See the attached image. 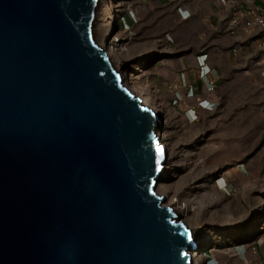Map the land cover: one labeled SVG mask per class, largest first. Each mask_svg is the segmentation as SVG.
<instances>
[{
  "label": "water",
  "instance_id": "water-1",
  "mask_svg": "<svg viewBox=\"0 0 264 264\" xmlns=\"http://www.w3.org/2000/svg\"><path fill=\"white\" fill-rule=\"evenodd\" d=\"M98 1L0 0V264H192L154 192L162 123L96 45Z\"/></svg>",
  "mask_w": 264,
  "mask_h": 264
},
{
  "label": "rangeland",
  "instance_id": "rangeland-1",
  "mask_svg": "<svg viewBox=\"0 0 264 264\" xmlns=\"http://www.w3.org/2000/svg\"><path fill=\"white\" fill-rule=\"evenodd\" d=\"M182 1L99 0V33L93 38L101 42L108 29L111 37L103 48L117 43L124 85L135 91L137 77L160 109L156 116L162 125L155 133L169 156L162 172L168 165L170 177L156 183L155 193H164L163 206L183 209L177 220L191 229L194 240L208 235L199 264H236L240 243L257 250L264 264V81L250 61L234 54L239 46L220 27L178 21L175 12ZM195 44L208 56L215 87L189 94V85L199 82L197 61L186 63ZM180 59L185 62L178 68ZM180 94L196 102L213 100L216 106L190 116L187 111L196 102L185 105Z\"/></svg>",
  "mask_w": 264,
  "mask_h": 264
},
{
  "label": "built area",
  "instance_id": "built-area-1",
  "mask_svg": "<svg viewBox=\"0 0 264 264\" xmlns=\"http://www.w3.org/2000/svg\"><path fill=\"white\" fill-rule=\"evenodd\" d=\"M223 11L229 12L230 17L225 25V31L229 34H235L239 31L244 35L248 42L250 39L255 43V52L252 53L251 62L256 66L264 81V0H217ZM184 10L179 7L177 13L180 17L189 18L188 15L182 16ZM234 54L238 53L237 49H233ZM208 56L206 53L199 54L197 61L198 81L202 82L203 88L206 90L215 87V81L209 77L211 69L208 65ZM200 89V86L189 85L188 93L193 94V90ZM216 106V102L206 98H197L195 107L188 109L187 114H195L196 110H209ZM256 249L254 245L253 250Z\"/></svg>",
  "mask_w": 264,
  "mask_h": 264
},
{
  "label": "crops",
  "instance_id": "crops-1",
  "mask_svg": "<svg viewBox=\"0 0 264 264\" xmlns=\"http://www.w3.org/2000/svg\"><path fill=\"white\" fill-rule=\"evenodd\" d=\"M181 4L182 9L184 10V12L182 13V16L184 15H188L189 18L185 19L183 17H180L179 14L177 12H175V16L178 18V21L182 22V23H194V24H200L203 25L206 28H210V27H214V26H218L220 27L224 33L226 35L229 36L230 39H234L235 43H237V45L239 46L237 51H238V55H240L241 57H243V59L247 62H251V57H252V53L255 52V43L250 39L248 42H245L247 40V38L242 35L239 31H236L235 34H228L225 31V25L228 21V18L230 17L229 12L223 11L217 0H186V1H182L179 3V5ZM243 46V47H242ZM244 48V50H243ZM242 49V52H241ZM200 53L198 52V45L195 44L194 48L190 51H188L187 55L189 56L188 59H186V63H192V65L196 64V56H198ZM182 61H178L177 62V67L179 68L180 63L184 64V59H180ZM252 64V62H251ZM254 65V64H253ZM255 66V65H254ZM256 67V66H255ZM257 69V68H256ZM181 74H177L178 77L175 78L176 81L179 82L181 76ZM202 82H198V85L200 86L201 89V85ZM171 91H176V89H169L168 92ZM178 91H185L184 89H180ZM178 95V92H176L175 94L172 93L171 95V99L174 100L175 99V95ZM181 97V102L185 105H190V104H194L196 102L195 97L191 96V97H186L182 94L179 95ZM170 99V100H171ZM199 110V109H197ZM212 110V109H211ZM201 113H207V112H211L209 110H199ZM248 244L245 243H240L238 245H236V254H237V259H236V264H261L260 263V255L257 252H252L249 248H248Z\"/></svg>",
  "mask_w": 264,
  "mask_h": 264
},
{
  "label": "bare ground",
  "instance_id": "bare-ground-1",
  "mask_svg": "<svg viewBox=\"0 0 264 264\" xmlns=\"http://www.w3.org/2000/svg\"><path fill=\"white\" fill-rule=\"evenodd\" d=\"M98 3H99V1L97 2L96 8L98 6ZM96 8L94 10V13H93V16H92V20H91V26H90L91 33H92V35H95V36H96V34L98 32V26H97L96 23L99 20V12H96ZM103 35H104V38H103L104 40H102L101 42L96 40L95 38H93L95 40V43L98 46V48H100L102 51L105 50L103 48L105 40H107L108 38L110 39V37H111L110 33L108 32V29H107V32H104ZM115 38H116V36H115ZM116 51H117V43L115 41H113L111 43V46L108 48V51H106V55H107V58H109V62L112 64V66L115 69V71L121 76V73L119 72L118 66H117L120 63L121 58L117 57ZM133 82H134L135 89H136L135 91L134 90L133 91H134V93H135V95L137 97H140L142 99L143 106L148 108V109H152L153 112L155 113V115L158 114L160 109H157V108L153 107V101L150 100L149 97H147L148 95L145 92L143 86L137 80V77H133ZM123 85H124V82H123ZM124 87H126V86L124 85ZM166 156H168V155H166ZM168 157H167V159H168ZM165 159H166V157H165ZM168 173H170V167L167 165V170L164 171V172L161 171L158 174V176L155 177V179H154L155 184L158 181H160V180H166L168 177H170ZM161 190H162V188H161ZM154 192H155V189H154ZM163 192H164V190H163ZM155 194L157 196H159V197H163V195H164V193H161V192H158V193L156 192ZM172 212H173V214H175V216L173 218V220L175 222H179L177 219H179V218L181 219V217L184 216V214H185L183 209L182 208H178V207L172 208ZM186 227H187V225H186ZM189 230L191 231V229H189ZM191 235H192V231H191ZM194 242L196 243L197 247H195L192 250H187L186 253L191 255V263L192 264H199L204 259L203 255H201V253H200V250L203 248L204 245L209 243V237L205 233H200V236L196 240H194Z\"/></svg>",
  "mask_w": 264,
  "mask_h": 264
},
{
  "label": "trees",
  "instance_id": "trees-1",
  "mask_svg": "<svg viewBox=\"0 0 264 264\" xmlns=\"http://www.w3.org/2000/svg\"><path fill=\"white\" fill-rule=\"evenodd\" d=\"M210 263H213V260L211 259ZM214 264V263H213Z\"/></svg>",
  "mask_w": 264,
  "mask_h": 264
}]
</instances>
